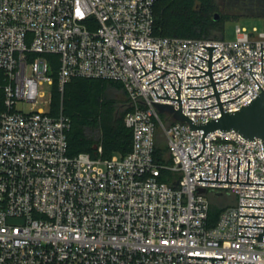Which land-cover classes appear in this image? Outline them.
<instances>
[{"label":"built area","instance_id":"built-area-1","mask_svg":"<svg viewBox=\"0 0 264 264\" xmlns=\"http://www.w3.org/2000/svg\"><path fill=\"white\" fill-rule=\"evenodd\" d=\"M160 0H0V264H212L203 255L225 257L214 264H264V182L262 138L252 141L231 132L190 129L174 112L153 102L172 104L179 89L182 111L193 123L222 115L208 70L212 71L224 111H235L264 90V31L237 26L235 41L224 38L160 37L154 34ZM172 70L164 76L165 70ZM263 42V72L261 69ZM47 54L59 55L58 88L74 77L120 82L130 98L125 124L133 142L126 155L68 153L70 118L51 114L55 76ZM142 62L146 71L145 74ZM250 62L252 64L250 73ZM177 72V74H176ZM144 76L140 77L141 75ZM154 80V81H152ZM152 81V82H150ZM148 82H150L148 84ZM153 101V102H149ZM28 104L25 110L18 104ZM174 109V110H176ZM167 139L171 163L155 159L158 131ZM171 171L175 175H167ZM206 188V192H200ZM228 191L236 204L215 227L207 226L208 192Z\"/></svg>","mask_w":264,"mask_h":264},{"label":"trees","instance_id":"trees-1","mask_svg":"<svg viewBox=\"0 0 264 264\" xmlns=\"http://www.w3.org/2000/svg\"><path fill=\"white\" fill-rule=\"evenodd\" d=\"M196 0H160L155 6L154 34L160 37H194V38H223L218 37L215 31L222 32L223 17L214 20L207 15L208 5L215 0H201L203 9L194 8ZM217 29V30H216ZM51 62V72L55 76L51 114H65L70 118V128L67 130L68 153L77 155L87 152L96 156L98 149L102 147L103 157L113 155H126L132 148V131L126 126L124 118L130 110V98L120 82L89 78L74 77L64 87L58 88L56 72L59 67V55L47 54ZM3 72L0 70V105L3 99ZM118 90L124 93V97L111 92ZM114 92V91H113ZM94 131L97 135H94ZM161 131V130H159ZM158 131V132H159ZM163 132L158 133L155 149V159L159 163H171L172 159L167 146L163 143ZM167 175H175L171 171H165ZM210 208L207 219L209 228L215 227L221 214L228 207L229 199L236 197L224 191L208 192Z\"/></svg>","mask_w":264,"mask_h":264},{"label":"water","instance_id":"water-1","mask_svg":"<svg viewBox=\"0 0 264 264\" xmlns=\"http://www.w3.org/2000/svg\"><path fill=\"white\" fill-rule=\"evenodd\" d=\"M219 19H220V14L216 12L214 14V20H219ZM124 44H125L126 47H129V48L133 49L134 52H135L136 49L153 50L152 70H154L156 68H160V69H163V70L166 71V73H164L161 76L155 78L154 80L164 76L165 74H167L169 72H175V71L167 70V69H164V68H161V67H158L157 65H155V63H154V51H155V49L133 48L130 45H128L127 43H125V42H124ZM202 46L210 49V51H209V59H207V58H205V57H203V56H201L199 54H196V55H198V56H200V57H202V58H204V59L209 61L208 70H206V69H204V68H202V67H200V66H198V65H196L194 63H192V65H194V66L206 71V73L202 74V75H187V77H200V76H204V75L209 74L212 83H209V84H206V85H203V86H187V88H202V87H205V86L213 84V88H214L215 93L207 95V96H204V97H188V98H205V97H208V96L216 94L218 103L213 104V105L208 106V107H189V109H206V108H209V107H212V106H215V105H219L222 115L220 117L210 119L207 122H200V123H197V124L193 123V119H191L189 116L184 114L183 111H182V100L180 98V77L177 74V72H176V74L178 76L179 89L175 88V86L172 83L170 78H169V81L171 82L172 86L174 87V89H175L176 93L178 94L179 98L170 97V95L168 94L167 90L165 89V87H164V85L162 83H161V85L163 86L165 92L167 93V96L158 95L156 89L154 87H153V89L156 92L158 97L178 100L179 101V109H176L172 104L153 102V101H149V102H153L154 105H156L157 109L160 112H166V111L174 112V116L176 117V119H178L180 121L189 122L191 130H194V129H202V130H204V133H203V136H202L203 149L200 152V154H198L195 157H192L190 151H188L187 153H188L190 159H194L196 157H199L203 153V151L205 149V146H206L205 145V139H204L206 134H208L210 132H215L217 130H220V131H234V132L239 133V134L243 135L244 137H246V138H248V139H250L252 141L256 140L255 137H260V138H262V142H263V146H264V90H263V88L261 87V85L259 84V82L257 81V79L254 77V75L251 72V69H252L251 62H250V66H251L250 73L252 74V76L257 81V83L259 84V86L262 88L263 91L261 93H259L255 98H253L251 100V102H249L246 105H243L240 109H237L235 111L231 110V111L225 112L224 108L222 106V103H225V102H228L230 100L236 99V98H238L239 96H241L243 93H245L248 90L244 91L243 93H241L240 95H238L235 98H232V99H229V100L221 102L219 93L227 91V90H230V89H233L235 86H237L242 81H240L239 83H237L235 86H233L231 88H228V89H225V90H222V91L218 92L217 87H216V83L220 82V81H223V80H227L228 78L233 76L235 74V72L232 75H230L229 77L215 82L212 73L216 72V71L223 70L225 67H227L230 64H227L226 66H224L221 69L212 71V63H214L215 61L220 59L223 55H221L220 57H218L217 59L212 61L213 49L215 47H217V46L216 45H202ZM137 58L139 59L138 56H137ZM139 61H140V59H139ZM140 63L143 66L141 61H140ZM143 68H144V66H143ZM261 69H262V72H263V42H261ZM144 70L146 71L145 68H144ZM152 70H150V71H152ZM150 71H148V72L146 71L145 74L149 73ZM145 74L141 75L140 77L144 76ZM263 74H264V72H263ZM154 80H152V81H154ZM152 81H150V82H152ZM150 82H148V84ZM174 109H176V110H174ZM219 159H220V156H218V161H217V177H216V179H202V175L200 174V178L198 180L264 184V182H249L250 158L248 159L247 181H239L240 157H238L237 181L229 180L230 156H228L227 180L218 179ZM200 192L205 193L206 192V188H201ZM218 194L221 195L222 192H218ZM241 197L264 198V197H259V196H244V195H242ZM241 206L264 207V206H257V205H241ZM240 215L241 216L264 217V215H254V214H240ZM240 226L264 227L262 225H248V224H240ZM239 236H242V237H257L258 240L264 241V228H263V233H259V235H243V234H239ZM187 257L211 258L212 259V264H214V259H224L225 260V257H217V256L188 255ZM244 264H255V262H244Z\"/></svg>","mask_w":264,"mask_h":264},{"label":"rangeland","instance_id":"rangeland-1","mask_svg":"<svg viewBox=\"0 0 264 264\" xmlns=\"http://www.w3.org/2000/svg\"><path fill=\"white\" fill-rule=\"evenodd\" d=\"M201 3V0L195 1V10L200 11L203 9ZM224 3L226 2H223L221 0H215L213 3L211 2L210 5H208L209 9L206 10L207 15L213 16V13L217 12L220 14V17L224 16L222 24H219V27L222 26V32H220L219 29H216L217 31H215V34L218 37H220L222 33L225 41H235L237 38V26L245 28L249 33H259L264 31V19L262 17L253 15H229L226 13V11L229 9L228 4L225 5ZM111 92L122 97L125 96L122 91L112 89ZM18 107H23L25 110H28L30 108V105L20 103L18 104ZM160 132L162 131H159L158 133ZM93 134L97 135V132L94 131ZM163 143L165 146H167V139L164 136ZM228 202L229 204L234 205L235 199L231 197Z\"/></svg>","mask_w":264,"mask_h":264},{"label":"flooded vegetation","instance_id":"flooded-vegetation-1","mask_svg":"<svg viewBox=\"0 0 264 264\" xmlns=\"http://www.w3.org/2000/svg\"><path fill=\"white\" fill-rule=\"evenodd\" d=\"M229 9V15H253L264 19V0H221Z\"/></svg>","mask_w":264,"mask_h":264},{"label":"bare ground","instance_id":"bare-ground-1","mask_svg":"<svg viewBox=\"0 0 264 264\" xmlns=\"http://www.w3.org/2000/svg\"><path fill=\"white\" fill-rule=\"evenodd\" d=\"M217 131H219V132H231V131H220V130H217Z\"/></svg>","mask_w":264,"mask_h":264}]
</instances>
